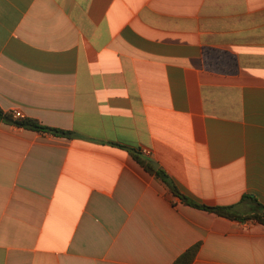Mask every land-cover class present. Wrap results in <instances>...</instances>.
<instances>
[{"label":"crops","instance_id":"1","mask_svg":"<svg viewBox=\"0 0 264 264\" xmlns=\"http://www.w3.org/2000/svg\"><path fill=\"white\" fill-rule=\"evenodd\" d=\"M0 264H264V0H0ZM250 203L239 205L248 211Z\"/></svg>","mask_w":264,"mask_h":264},{"label":"trees","instance_id":"2","mask_svg":"<svg viewBox=\"0 0 264 264\" xmlns=\"http://www.w3.org/2000/svg\"><path fill=\"white\" fill-rule=\"evenodd\" d=\"M0 123H9L15 125L17 127H21L24 129L34 130L38 132L50 133L59 137H68L72 135L70 132L51 128L48 126L42 125L35 119L24 118V119H14L11 113L5 112L0 108ZM134 158L142 165L146 171L150 174L154 175L160 181H162L165 186L169 189V191L176 197H179L181 201L187 205L203 209L206 211H210L219 216L236 220L239 222H248L253 221L264 225V204L260 203L256 198L249 195H244L241 199L240 204L238 205H217V206H208L204 204H199L194 202L185 194L181 193L172 178L164 171L162 168L155 169L152 161L143 157L141 150L133 151ZM248 202L250 203V208L248 211H241L239 209V205ZM192 258L188 255H185L182 259H180L177 264H191Z\"/></svg>","mask_w":264,"mask_h":264},{"label":"built area","instance_id":"3","mask_svg":"<svg viewBox=\"0 0 264 264\" xmlns=\"http://www.w3.org/2000/svg\"><path fill=\"white\" fill-rule=\"evenodd\" d=\"M11 114H12V116H13L14 119H24V116H23V114H22L20 111H14V112L11 113ZM142 153H143L144 155H149V154H150V152H149L148 150H146V149H144V150L142 151Z\"/></svg>","mask_w":264,"mask_h":264},{"label":"water","instance_id":"4","mask_svg":"<svg viewBox=\"0 0 264 264\" xmlns=\"http://www.w3.org/2000/svg\"><path fill=\"white\" fill-rule=\"evenodd\" d=\"M155 169H159V165L156 162H152Z\"/></svg>","mask_w":264,"mask_h":264}]
</instances>
